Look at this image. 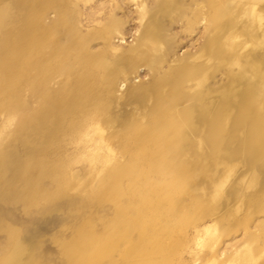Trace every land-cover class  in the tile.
Returning a JSON list of instances; mask_svg holds the SVG:
<instances>
[{"label":"rangeland","instance_id":"1","mask_svg":"<svg viewBox=\"0 0 264 264\" xmlns=\"http://www.w3.org/2000/svg\"><path fill=\"white\" fill-rule=\"evenodd\" d=\"M1 1L20 17L0 39V264H264V64L252 72L233 40L254 27L264 0H177V13L158 11L159 31L154 24L140 39L156 0ZM219 13L224 61L212 58L208 85L229 88L230 79L238 88L230 118L206 139L209 166L197 162L199 134H187L183 109L195 108L193 99L150 124L131 106L100 134L99 115L119 112L90 105L116 53L128 52L129 87L150 83L170 100L176 86L182 96L193 82L178 65L204 63ZM110 17L120 34L106 39ZM142 132L158 133L159 148L140 144ZM216 156L235 164L227 179L215 175ZM96 222L105 225L97 232Z\"/></svg>","mask_w":264,"mask_h":264},{"label":"bare ground","instance_id":"2","mask_svg":"<svg viewBox=\"0 0 264 264\" xmlns=\"http://www.w3.org/2000/svg\"><path fill=\"white\" fill-rule=\"evenodd\" d=\"M176 2L177 0H156L157 5L155 10H146L147 15L146 17H144L143 23L138 32V39H140L141 36H148L151 32V29H155L154 24L157 25V29H158L157 31H159L158 24L156 21L157 18L156 13H158L159 11L161 15H168L169 14L168 12L171 11V13L175 15L178 9V5L176 4ZM7 5L8 4L5 2L2 1L0 2V39L4 37V34L7 31V29L12 27L14 22H17L20 17V15L16 13L11 14ZM112 19L113 17H110L109 20L106 23H104V26L107 28L106 39L111 38L113 34L115 35L117 33L120 34L119 21L117 19H113V20ZM221 22H223V15L221 13H219L218 15L216 14L210 33H213V31L215 32L216 30L217 31L213 36L211 35V37H209L210 38L209 44L207 46H204L201 51L199 57L204 58V59L202 58V61L204 60V63L202 65L199 64L200 65L199 66L195 63L190 62L191 60L194 59H191L190 61L183 60V62L181 61V63H179L178 65L179 68H181L180 66L186 65L187 67L186 69L190 71L185 82L194 83V84L192 83L193 85L191 84V86H189L188 91L183 92L182 95L183 97L177 91L180 88L176 86L173 87V90L171 89L174 95H172L170 100H166L163 98V96H159V95L155 97L154 92L158 90V87H152L149 85L150 83L146 85L141 84L145 86L144 87L145 89H140L139 87L138 88L129 87L130 61H128V58H126L127 56L126 54L128 52H121V51L117 52L114 65L112 64L107 65L105 75L101 79V86H102L101 94L99 95L98 99L90 105L92 106L93 109H97L99 107L98 109H100L99 110L100 112L101 111L103 112L106 108L112 110L115 107L119 112V114H117L114 117L115 119L113 120L108 119L107 116H104V114L99 115L98 119L100 118V120L103 121L101 122L103 126H101L100 127L101 129L99 130L100 134H105L107 132L114 130V128L116 127V122L123 116L124 111H126L127 108L131 106L134 107L136 116L137 117L141 116V121L139 122H142L144 120L149 122V120L147 119H155L156 122V119L159 116H161L163 112V108H168V110L176 109V112H178L179 105L185 104L186 102L190 101V99H193V103H195V108L191 107V108L183 109L186 123L189 124L187 134L189 135L194 134V132L199 134V136L197 137V143H198V150L201 152L202 157H200L197 162L203 164L205 167H208L210 161L207 159L205 155L206 154L205 149L207 144L206 139L209 140V136L215 135L213 124L216 120H218L219 123H222L224 117L230 116V114H227L228 113L227 111L231 112L230 111L231 109H229V107L230 105H232L231 104L232 99L233 100L237 99L236 91L238 88V85L234 86V83H231L230 79H227L228 80L227 84L230 85L229 88L221 87L217 90H214L211 89L208 85V79L209 80L211 79L209 78V76L212 72L211 67H209V63L212 62V58L217 60V64L219 67L223 66L224 59L222 58L223 56L222 45L224 42L223 39L225 37V34L222 32L223 27L220 26ZM109 23H113L112 27H109ZM228 35L232 37L234 34L230 32ZM243 37L244 39L240 41V35L233 36L235 47L238 51L241 52L242 55H244L242 61L248 63L251 67L252 72L258 74L260 70L259 66L264 64L263 61L264 52L262 50L263 48H260L258 46L259 43L264 44V13L260 11L256 13V23L254 27L247 33L246 36ZM156 38H157V44L159 46V50L162 54L161 56L163 58L164 55H166L168 52V46L165 45V41L162 37V33L161 34L159 33L158 37ZM3 46L4 43L0 41V48ZM258 50L262 51L261 60L260 61H257L256 59L252 60L251 54L253 53L251 51L255 52ZM210 66L212 65L210 64ZM177 82H179V80H177ZM115 89L117 91L116 94L117 97L114 99V102H108L109 96L113 94V90ZM146 100L147 102L145 103ZM195 101H197V104ZM217 105H219L221 110L216 116V118L210 119L209 117L207 120H205L207 117L206 115H210ZM197 106L198 109H196ZM96 114L98 115V112ZM139 122H137L136 125H138ZM150 123L151 122H149V124ZM136 125L135 127H137ZM225 126L227 127L228 125L225 124ZM140 139H141L140 144L152 140L155 142V144H157L158 147V141L160 140V136L156 132L147 133V134L142 132V136L140 137ZM162 147L163 149L166 148L165 145H162ZM179 152H181V150ZM221 158H222L221 156L220 157L216 156L213 159V163H212L214 164V167L217 169V173H215V175L216 176L220 175V180L227 179L235 168V164H232L228 161L223 162L221 161ZM227 160L233 161L235 160V158L231 157ZM190 179H193V181L189 183V189H194L195 191H198L197 178H190ZM239 182L240 183L243 182V179L240 180ZM98 226H105V225L104 224L100 225L99 223L96 222L94 226V230L96 232ZM101 232H102V228H101ZM92 240H94L95 242L97 241L96 238Z\"/></svg>","mask_w":264,"mask_h":264}]
</instances>
